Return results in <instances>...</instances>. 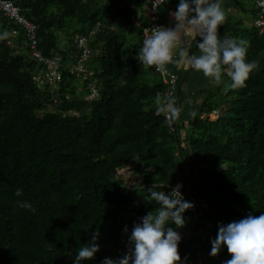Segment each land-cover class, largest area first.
I'll return each mask as SVG.
<instances>
[{"label": "trees", "instance_id": "1", "mask_svg": "<svg viewBox=\"0 0 264 264\" xmlns=\"http://www.w3.org/2000/svg\"><path fill=\"white\" fill-rule=\"evenodd\" d=\"M11 1L37 27L42 54L61 58L63 80L53 86L35 81L46 66L33 57L27 31L0 13V34L8 33L0 40V264H74L77 249L90 244L97 230L99 251L81 264L122 258L134 224L158 207L145 199L153 184L169 194L184 181L194 205V212L183 214L182 228L166 226L181 236L180 262L197 258L207 221L264 214V32L256 19L248 27L242 15L258 17L255 2L227 0L218 36L246 39V62L259 67L244 87L227 92L226 73L220 85L207 88L210 78L196 71L201 98L188 105L183 124L177 119L171 127L154 105L157 93L168 90L163 76L136 60L143 32L131 20L137 14L123 4L114 10L107 0ZM82 36L94 51L89 63L100 96L92 101L87 83L66 67L77 63L75 41ZM194 42L200 38L192 48ZM192 53L198 55L194 48ZM166 67L180 75L181 69ZM181 77L180 95L187 80ZM129 166L142 178L134 187L119 179ZM219 252L223 261L208 257L204 264L231 259L226 246Z\"/></svg>", "mask_w": 264, "mask_h": 264}, {"label": "clouds", "instance_id": "2", "mask_svg": "<svg viewBox=\"0 0 264 264\" xmlns=\"http://www.w3.org/2000/svg\"><path fill=\"white\" fill-rule=\"evenodd\" d=\"M170 15L174 18V27L157 26L144 29L142 47L136 60L144 68L155 67L162 75H169L167 65L177 68H191L202 72L214 85L222 83V73H226L230 82L224 84V91L236 90L245 86L250 73L259 67L257 61L246 62L249 42L243 38L218 36V27L226 20V12L220 0H180L177 10ZM8 33L0 34V40ZM200 38L197 47L199 55L190 54L191 43L187 37ZM178 58L174 59V52ZM157 115H164L171 125L179 119L182 106H177V99L171 91L157 93L154 98ZM194 116L195 113H192ZM126 170V169H125ZM153 184L148 189L149 202L158 205L157 209L142 218V223L134 224L129 237L128 254L113 260L106 258L102 264H179L178 245L181 236L172 227L185 224L183 214L194 207L183 200L177 184L169 194L156 190ZM15 195H23L21 189ZM22 208L35 209L25 201H18ZM125 228V232H127ZM99 231L92 234V242L77 249L74 264L93 259L99 251L96 240ZM223 246L231 259L224 264H264V214L249 215L240 221L228 225H219L217 237L212 241L211 256L215 257ZM181 263V262H180Z\"/></svg>", "mask_w": 264, "mask_h": 264}, {"label": "built area", "instance_id": "3", "mask_svg": "<svg viewBox=\"0 0 264 264\" xmlns=\"http://www.w3.org/2000/svg\"><path fill=\"white\" fill-rule=\"evenodd\" d=\"M168 0H153L152 5L149 9L148 19L151 21L148 26H142L140 18L138 16H132L131 20L133 23L141 27L143 29L142 32V42L144 39V29L145 28H153L157 26L164 27H173L171 25H163L160 23L159 10L162 6L167 3ZM180 3V0H174ZM250 2H255L259 9L258 17H256L255 27L258 28L262 33L264 32V0H248ZM0 13L3 17L7 18L11 22L17 23V25L21 26L27 31L30 47L32 51L33 57L38 61V63L46 66V70L43 74L36 75L35 81L40 85H57L63 80V76L61 73L62 64L61 58L56 56L54 58H46L42 52L38 49L37 42V27L27 21V19L23 16L21 12V8L16 6L15 3L11 0H0ZM95 33H91L93 36ZM14 36H17V33L14 32ZM76 46L80 51V56L77 60V63L74 65L66 66L70 73L78 78H80L84 83H87V89L89 91V96L87 100H95L99 98L100 92L97 86V81L95 80L96 71L89 66V62L94 54V51L90 48L89 39L86 37H77L76 38ZM11 44V43H9ZM155 68V67H154ZM157 72V71H156ZM159 73V72H157ZM169 75H161L164 78L165 84L168 86V90L166 92L171 91L173 95L176 97L178 93V83L179 78L176 74L170 72L168 70ZM165 92V93H166ZM162 115V114H161ZM164 116V115H163ZM173 127V123L170 125ZM173 130V129H172ZM187 168V166H185ZM177 184L182 185L180 192L183 200L188 201L186 195L187 186L184 181L180 180ZM176 184V185H177ZM195 208L187 210V212H194ZM202 215H205L202 213ZM229 223L225 220H222L220 223H213L211 221H207L205 225L199 231V237L202 242V249L198 252L196 259H191L190 255L186 256V258L179 264H204L208 261V257L223 261L220 256V252L217 256H211L212 249V241L217 237L218 227L219 225H228ZM224 247V246H223ZM226 261V260H225ZM224 261V262H225Z\"/></svg>", "mask_w": 264, "mask_h": 264}, {"label": "rangeland", "instance_id": "4", "mask_svg": "<svg viewBox=\"0 0 264 264\" xmlns=\"http://www.w3.org/2000/svg\"><path fill=\"white\" fill-rule=\"evenodd\" d=\"M107 1L109 2L110 7H112L114 10H115L114 7L119 6L120 4L121 5L123 4L124 6H126L128 8V11L134 12L135 14H137V16L139 18H141V15L143 14V10L145 9V11H146L144 13L145 14L144 15L145 18L143 19V21H141L142 22V26H146V25H148L151 22L148 19V13H149V9H150V7L152 5V1L153 0H107ZM173 3H174L173 0H168L167 4H165L164 7L162 6L163 7L162 9L160 8L161 9L160 10L161 12L159 11L160 18H161L162 15H164V13H166L167 8ZM226 3H227V0H222V2H221L222 7ZM233 12H234V10L231 11V13H233ZM242 15H243L244 20L246 22V25L248 27H250L251 24L254 23V21L256 19L251 12L242 13ZM160 23L164 25V23H162L161 20H160ZM14 24H16V26H18L17 23H14ZM129 36H131V35H129ZM132 36H135V35H132ZM193 41H191L190 43L192 44ZM135 42H137V39L135 40ZM198 43L199 42H194L193 48H194L195 52L199 55L200 53H199V49L197 47ZM61 47L64 48V43H61ZM191 48H190V54H193L192 53V49L193 48L192 49ZM89 66L93 67V68L95 67V65H93L92 63L91 64L89 63ZM185 70L188 71V70H190V68H188V69L183 68L180 71L176 72L177 74H180L178 76H180V77L182 76L181 78L184 77V79H187L181 85V95H180V93L177 94V99L178 100L182 99V107H183V111L181 112V116L179 117L180 124H183V121H184V119H185V117H186V115L188 113V105L190 103H191V105L194 104L195 101H196V103H198V100H199L198 98H201V97H198V94H197V91H196L197 89H195L194 87H196V86L199 87V85L203 83V82H200V84H199V82L197 80H195V85H196L195 86L194 83H193V80L198 76L196 74V71H195V73H191V75L189 76V75L186 74L187 72H184ZM203 77L207 78L204 75H203ZM215 86L217 87V85H214L211 81L207 84V88H215ZM219 99H221V97L217 98V100H219ZM214 119L215 118L213 117V120ZM184 130L186 131V133H188L189 132V127L186 126L184 128ZM119 179L121 181L122 180L125 181L129 187H134V186L138 185L142 181V178L139 176V174L131 173V167L130 166L128 167V169H126V170H124V171H122L120 173ZM191 184L193 185L194 182L191 183ZM193 203L195 205H197L198 207L203 208L204 210H208L209 209L207 205H205V204L201 205L195 200H193ZM126 254H128V252H126Z\"/></svg>", "mask_w": 264, "mask_h": 264}, {"label": "crops", "instance_id": "5", "mask_svg": "<svg viewBox=\"0 0 264 264\" xmlns=\"http://www.w3.org/2000/svg\"><path fill=\"white\" fill-rule=\"evenodd\" d=\"M174 1V0H173ZM167 4V3H166ZM179 3L174 1L173 4H171L168 8H167V11L166 13H164V15L161 16L160 20L162 21V23H164V25H171V26H175V21H174V18L170 15V13H173L177 10V7H178ZM165 6V5H164ZM163 6V7H164ZM161 7V9L163 8ZM160 9V10H161ZM159 10V11H160ZM146 12V11H145ZM161 12V11H160ZM145 15V14H144ZM160 17V16H159ZM145 18V16H144ZM197 37L195 36H189L187 37L188 41L191 42L193 40H195ZM178 58V51L177 52H174V59ZM168 67L171 68V70H173V72L175 70H180V69H183V67H180V68H177L176 66H174L173 64H168ZM188 69V68H187Z\"/></svg>", "mask_w": 264, "mask_h": 264}]
</instances>
